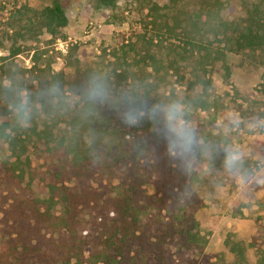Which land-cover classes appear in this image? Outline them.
Wrapping results in <instances>:
<instances>
[{"label": "rangeland", "instance_id": "rangeland-1", "mask_svg": "<svg viewBox=\"0 0 264 264\" xmlns=\"http://www.w3.org/2000/svg\"><path fill=\"white\" fill-rule=\"evenodd\" d=\"M51 1L0 0V133L22 135L28 148L17 159V150L0 137V248L5 223L19 222L18 207L25 206L27 218L28 205L39 195L42 209L54 215L60 210L55 199L42 202L45 189L34 176L35 170L52 169L57 161L35 158L28 128L36 97L32 91L55 71L66 79L77 76L79 81L116 89L113 97L130 95L140 79L152 87L148 101L159 114L158 142L131 124L140 140L133 145L136 149L128 145L130 152L123 158L142 159V185L149 181L145 174L154 175L147 194L134 195L148 212L143 227L147 236L158 240L157 229L163 223L177 225L195 218L205 246L180 254L183 263L188 258L193 264H264V183L259 182L264 181V47L228 50L237 29L247 24L243 8L259 0H219L218 11L207 8L211 0H116L98 10L91 0H59L68 23L56 39L34 14ZM200 43L210 49L207 58H202L207 54ZM19 45L22 51L13 55ZM131 46L134 49L124 59L122 50ZM116 49L118 60L112 55ZM159 51L164 63L176 67L170 71L173 76L164 77ZM202 66L211 80L204 95L211 105L208 111L191 101L201 88L187 89L184 82ZM19 103L29 117L26 127L17 118ZM130 110L138 120L135 109ZM170 163L177 164L171 173ZM116 165L109 160L104 175H115ZM114 184L107 190L114 192ZM40 225L47 227L46 233L58 232L59 226Z\"/></svg>", "mask_w": 264, "mask_h": 264}, {"label": "trees", "instance_id": "trees-1", "mask_svg": "<svg viewBox=\"0 0 264 264\" xmlns=\"http://www.w3.org/2000/svg\"><path fill=\"white\" fill-rule=\"evenodd\" d=\"M115 1L91 0V3L98 10L114 5ZM168 1L175 3L178 0ZM247 4H250V8H243L247 14V24L241 30L237 29L232 38L234 42L228 49L233 52L264 47V0ZM221 7L219 0H211L207 5V8L216 11ZM34 14L52 39L58 38L61 29L68 23L59 0H52L50 5ZM201 46L207 54L202 58H207L210 49L204 44ZM133 49L131 46L122 50L123 58L126 59L128 51ZM21 51L19 45L12 54L17 55ZM160 52L157 60L162 62L160 66L164 69V77L168 74L173 76L170 71H177L176 67L170 62L164 63L163 53ZM198 53L201 55V50ZM220 53L223 54L222 51ZM117 54V49L112 51L115 60L120 59ZM150 58L153 59L154 55ZM224 67L228 70V66L224 64ZM158 68L153 67V70L157 72ZM206 72L205 66L196 67L184 81L187 89L201 88L200 93L191 100L195 108L201 111H208L211 107L204 97L211 81L206 77ZM47 76L48 80L37 82L32 91V97H36L31 103L33 112L28 128L35 158L57 161L52 163V169L41 173L35 170L34 176L39 177L45 189L42 202L55 199L60 210L54 215L50 209H42L38 205L39 195L28 205L27 218L24 217L25 206L18 207L19 222L5 223L7 227L0 248V264H193L188 258L183 263L180 254L185 255L205 246L206 240L195 218L179 221L177 225L168 221L163 223L157 229L161 233L158 240L147 236L143 227L148 212L143 211L139 199L134 195L137 191L147 194V187L151 186L154 175L145 174L149 181L142 185L138 179L143 175L138 167L142 159L124 162L128 156L126 154L130 152L128 145L136 149L133 145L140 140L135 133L137 129L131 124L138 126L140 134L148 132L147 137L151 136L153 141L158 142L155 130L161 127L157 117L159 114L148 101L152 88L150 84L140 79L138 87H133L130 95L122 93L124 84L119 91L122 94L113 97L116 89L111 91L110 87L103 88L101 95H89L95 83L79 81L77 76L66 79L63 73L55 71ZM184 76L185 73L181 77ZM105 77L109 79V75ZM54 88L58 89L55 94L52 91ZM18 105L21 109L20 103ZM128 108L135 109L134 116L138 120L130 115L134 111ZM139 110L146 111H142L143 114ZM1 136L17 150V159L28 152L22 135L12 136L2 131ZM109 160L117 163L115 175H104ZM176 169V163L169 164V173ZM121 172H125V175H121ZM112 176H116V182ZM98 179L101 180L98 182ZM112 183L115 185L114 192L107 190ZM164 202L162 199L161 203ZM171 219L175 220V217ZM42 222H46L48 227L59 226L57 234L46 233L47 227H42Z\"/></svg>", "mask_w": 264, "mask_h": 264}, {"label": "clouds", "instance_id": "clouds-1", "mask_svg": "<svg viewBox=\"0 0 264 264\" xmlns=\"http://www.w3.org/2000/svg\"><path fill=\"white\" fill-rule=\"evenodd\" d=\"M53 93L55 94L58 89H53L52 90ZM103 92V88H102V85L99 84V83H95L92 88H91V91L89 92V95H101ZM17 118H18V121L19 123L26 127L27 126V122H28V119L29 117L26 115V113L24 112L23 109H18V112H17ZM236 157H234L235 159ZM260 183H264V181H259Z\"/></svg>", "mask_w": 264, "mask_h": 264}, {"label": "built area", "instance_id": "built-area-1", "mask_svg": "<svg viewBox=\"0 0 264 264\" xmlns=\"http://www.w3.org/2000/svg\"><path fill=\"white\" fill-rule=\"evenodd\" d=\"M60 48H61V50L63 51V52H66V48L65 47H63V45H62V43H60Z\"/></svg>", "mask_w": 264, "mask_h": 264}]
</instances>
